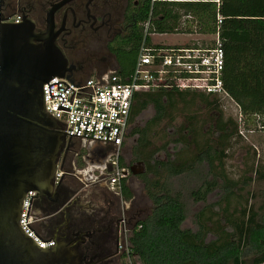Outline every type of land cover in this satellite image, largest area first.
<instances>
[{
	"label": "trees",
	"instance_id": "trees-1",
	"mask_svg": "<svg viewBox=\"0 0 264 264\" xmlns=\"http://www.w3.org/2000/svg\"><path fill=\"white\" fill-rule=\"evenodd\" d=\"M218 13L222 15L218 31L224 49V88L237 103L242 115L255 114L264 127V0H144L138 20L144 23L150 17L148 33L209 35L217 30ZM143 37L144 25H141L138 31L134 30L120 40L124 59H130L116 71L122 80L134 66ZM185 96L193 102L199 99L208 107L209 127L202 130L201 125L196 124L199 123L198 118L190 115L189 123L179 127L180 136L177 139L184 141L185 147L194 142L195 153L184 158L168 155L166 159H157L155 151L149 148L147 128L169 117L176 98L184 100ZM150 104L154 112L145 125L131 128V133H139L133 152L145 163L146 172L154 176L145 178L153 207L149 215L136 219L132 227L131 255L137 256L139 264H264V215H259L250 203L242 207L234 218H231L232 212L224 214L228 210L229 198L250 179L244 178L239 183L223 171L228 141L238 134L237 121L231 116L224 118L215 93L157 89L134 94L129 122ZM204 132L209 133L207 137L203 136ZM199 135L202 137L200 141L197 139ZM202 162L214 177L203 180L204 185L198 184L190 195L195 200L204 199L210 190L220 186L219 200L225 202L223 217L230 229L220 219L212 218L214 211L205 215L203 209L196 214V229L182 225L187 217L186 202L181 192L170 185L169 178L196 173L197 164ZM254 170L258 178H264V165ZM123 181L122 193L129 196ZM207 220L211 223L207 224ZM210 232L212 237L207 235ZM248 251L254 254L247 259L245 255Z\"/></svg>",
	"mask_w": 264,
	"mask_h": 264
},
{
	"label": "water",
	"instance_id": "water-1",
	"mask_svg": "<svg viewBox=\"0 0 264 264\" xmlns=\"http://www.w3.org/2000/svg\"><path fill=\"white\" fill-rule=\"evenodd\" d=\"M67 1L52 5L46 14L47 29L43 33H34L33 22L28 18L7 22L1 14L0 264H80L83 258L77 248L82 236L67 240L57 231L58 217L73 202V194H67L50 209L41 210L42 198L58 200L55 190L60 179L55 183L56 169L71 143V138L65 135L69 132L61 130L66 124L46 110L43 90V83L51 77H70L67 69L74 68L73 64L66 68V57L53 42L61 29H67L62 27L67 7L60 28L51 32L53 10ZM69 8L74 22V12ZM142 170V166L138 169L134 164L129 166L131 173ZM30 189L36 192L30 196V199L33 196L32 214L39 218L36 223L57 226L52 235L39 231L46 240H54L51 245H38L19 223L23 196ZM93 220L91 214L76 213L70 222L89 225Z\"/></svg>",
	"mask_w": 264,
	"mask_h": 264
},
{
	"label": "built area",
	"instance_id": "built-area-1",
	"mask_svg": "<svg viewBox=\"0 0 264 264\" xmlns=\"http://www.w3.org/2000/svg\"><path fill=\"white\" fill-rule=\"evenodd\" d=\"M1 14L7 22H18L22 18L20 12L10 14L3 0H0V22L3 21ZM149 21L150 17L144 22V37L134 66L125 80L113 71L83 79L53 76L43 83L46 110L66 124L61 130L69 132L65 133L67 138L111 147L107 158L110 169L104 165L99 177L119 195L122 179L130 173L128 166L120 164L119 155L136 92L164 89L227 94L222 77L224 49L218 31L221 14L216 15L217 30L209 35L210 41L196 44L151 42L152 33L147 31ZM59 176L60 171L56 173V178ZM35 193L30 189L24 194L19 223L38 245H51L54 240L43 238L35 226L39 218L32 214L33 196L30 199ZM136 215L135 212L129 216L125 211L120 217L117 245L119 252L128 258L132 256L130 235Z\"/></svg>",
	"mask_w": 264,
	"mask_h": 264
},
{
	"label": "rangeland",
	"instance_id": "rangeland-1",
	"mask_svg": "<svg viewBox=\"0 0 264 264\" xmlns=\"http://www.w3.org/2000/svg\"><path fill=\"white\" fill-rule=\"evenodd\" d=\"M209 35L154 32L151 34V42L170 44L205 43L210 41ZM98 74L101 73H91L89 76ZM217 96L224 118L231 116L238 123V134L230 138L225 149L226 155L223 158V171L228 177L239 183H242L244 178L250 179L246 184H243L241 190H237L235 195L229 198L227 205L228 210L224 213L222 209L225 202L224 200H219L221 193L220 186H216L210 190L205 195L204 199L195 200L190 195V191L196 189L198 184L203 183L202 185H204L203 180L214 177L213 173L207 170L205 163L202 162L197 164L198 169L196 173H189L188 176L179 174L170 177V185L174 190L176 189L181 192L187 206V217L182 225L192 229L197 228L196 214L201 209L204 210L205 215H209L211 210L214 211L215 213L212 214V218L220 219L221 223L228 228L230 226L225 222L223 217L224 214L229 215V212H232L231 218H234L240 213L241 208L248 203L254 205L259 215H264V178H258L254 170L256 167H262L264 165V127L261 124L260 118L255 114L242 115L239 106L228 94L221 93L217 94ZM185 98L186 99L181 100L177 97L175 106L170 109V116L158 123L150 124L147 128L148 139L150 141L149 148L155 151L154 157L157 159H166L168 155H172V158H184L192 156L195 153L196 145L194 142L189 143V145L185 147L184 141L177 139L180 136L179 127H184V125L189 123L188 117L190 115H194L198 118L199 123L196 124L201 125L202 130H207L209 127L208 121L210 111L208 107L199 99L193 102L188 96H185ZM153 112V107L150 104L136 115L132 122H129L127 132L120 147L119 160L122 165L129 167L131 164H134L137 169L141 166L143 167L141 172H130L124 178L123 183L130 192V195L125 196L123 193L119 195L126 202L127 215L130 216L135 213V211L138 212L135 220L142 219L151 213L153 203L148 195L145 178L154 176L151 172H146L145 163L133 152V149L139 141V133H131V128L134 126H144ZM183 132L186 133V129H183ZM208 134L204 132L203 136L207 137ZM185 135L189 137L188 134ZM197 139L200 141L202 137L199 135ZM212 139L214 138L212 137ZM161 175L163 176V171ZM239 183H237V185H239ZM132 219V221H134V217H132ZM206 222L207 224L211 223L208 220ZM207 235L208 237L213 236L211 232ZM253 254V251H248L245 257L248 259L253 256ZM122 264H139V260L137 256L128 258L122 255Z\"/></svg>",
	"mask_w": 264,
	"mask_h": 264
},
{
	"label": "flooded vegetation",
	"instance_id": "flooded-vegetation-1",
	"mask_svg": "<svg viewBox=\"0 0 264 264\" xmlns=\"http://www.w3.org/2000/svg\"><path fill=\"white\" fill-rule=\"evenodd\" d=\"M60 0H3L8 12L21 13V20L28 18L33 22L34 33H43L47 29L46 14L54 3ZM69 0L52 12V33L56 32L63 21L64 28L54 37L53 42L62 50L66 57V68L69 75L75 79H83L91 73H109L117 71L130 59L125 60L122 54L121 39L130 35L134 30L138 31L144 23L138 18L144 5V0ZM74 12V22L73 13ZM74 139L70 142L73 143ZM56 183V182H55ZM73 182H71L72 184ZM74 184V183H73ZM74 185L70 187L59 181L55 192L57 201H49L42 198V211L55 206L58 201L67 194L75 195ZM105 203H97L100 210L111 214L107 225L81 226L73 225L70 216L67 220L63 218L64 212L70 211L71 207L76 209L75 202L59 215L63 222L61 227L48 224H39V231L44 235H52L57 231L65 236L67 240L78 238V251L83 258L80 264H122V254L118 249V237L120 232V217L126 211V202L121 196L107 195ZM93 203L92 209H97ZM85 232V234H83Z\"/></svg>",
	"mask_w": 264,
	"mask_h": 264
},
{
	"label": "crops",
	"instance_id": "crops-1",
	"mask_svg": "<svg viewBox=\"0 0 264 264\" xmlns=\"http://www.w3.org/2000/svg\"><path fill=\"white\" fill-rule=\"evenodd\" d=\"M110 152V146L97 143L87 144L74 140L73 143H70L65 158L63 160L61 158L59 159L56 173L60 171V176L56 178L55 175V182L60 179L62 180V184L68 185L69 187L70 185H74V188L77 190L75 195H73V202L76 204V209L71 207L70 211L64 212L63 218L65 220H67L69 216L73 219L76 213L91 214L94 217L91 224L87 225L81 223L76 225L102 226L108 224L111 214L105 210L98 209L97 203H105L107 201V195L119 196V194L111 190L108 184L99 177L104 171V165H106L107 168L110 167L107 163L108 154ZM71 182L74 184H71ZM93 203L96 205L97 209L91 208ZM135 212L138 214L137 211ZM62 224L63 222L59 221L57 226ZM35 226L39 230V224L35 223Z\"/></svg>",
	"mask_w": 264,
	"mask_h": 264
}]
</instances>
